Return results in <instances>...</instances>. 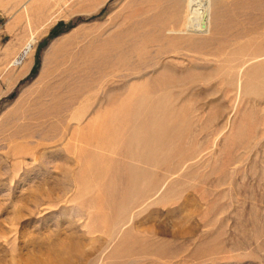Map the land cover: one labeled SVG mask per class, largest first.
Masks as SVG:
<instances>
[{"label": "rangeland", "instance_id": "374dc122", "mask_svg": "<svg viewBox=\"0 0 264 264\" xmlns=\"http://www.w3.org/2000/svg\"><path fill=\"white\" fill-rule=\"evenodd\" d=\"M189 2L0 0V264H264V0Z\"/></svg>", "mask_w": 264, "mask_h": 264}, {"label": "bare ground", "instance_id": "6f19581e", "mask_svg": "<svg viewBox=\"0 0 264 264\" xmlns=\"http://www.w3.org/2000/svg\"><path fill=\"white\" fill-rule=\"evenodd\" d=\"M43 0H35V3H41ZM189 12H190V26L189 29L196 31V32H208L210 25L208 22L207 14H208V0H190L189 5ZM202 13V17H199V14ZM34 51L33 45L29 44L21 54L18 56L16 61L14 62L15 65L21 66L23 65ZM27 67V66H26Z\"/></svg>", "mask_w": 264, "mask_h": 264}, {"label": "trees", "instance_id": "16d2710c", "mask_svg": "<svg viewBox=\"0 0 264 264\" xmlns=\"http://www.w3.org/2000/svg\"><path fill=\"white\" fill-rule=\"evenodd\" d=\"M35 70H36V68H35ZM35 70H34V71H35Z\"/></svg>", "mask_w": 264, "mask_h": 264}]
</instances>
